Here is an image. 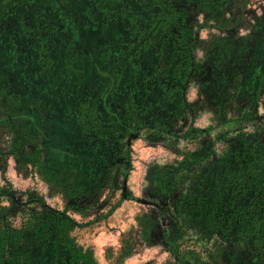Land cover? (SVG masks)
Masks as SVG:
<instances>
[{
    "label": "trees",
    "instance_id": "16d2710c",
    "mask_svg": "<svg viewBox=\"0 0 264 264\" xmlns=\"http://www.w3.org/2000/svg\"><path fill=\"white\" fill-rule=\"evenodd\" d=\"M234 1L0 0V124L11 133L10 148H0V169L9 155L20 166H36L66 199L60 210L27 191L17 199L10 183L0 188V264H97L70 232L136 199L126 183L131 148L125 139L141 129L152 142L192 137L205 131L192 124L198 110L221 120L232 98L245 92L257 98L264 89V16L257 19L263 30L236 37L225 15ZM194 6L206 12L202 26L228 33L203 43L188 19L187 7ZM200 42L203 61L195 56ZM196 79L200 101L190 102L188 85ZM244 118L255 119L253 110ZM227 153L196 169H149L158 204L137 217L143 241H157L162 228L172 256L186 264L176 242L195 228L225 244L229 264H264V146L242 135ZM191 157L193 164L206 160ZM114 166L124 170L120 199L78 222L70 213L93 209ZM181 171L191 174L185 193ZM17 207L28 212L19 228L8 221ZM129 253L123 249L120 257Z\"/></svg>",
    "mask_w": 264,
    "mask_h": 264
},
{
    "label": "rangeland",
    "instance_id": "374dc122",
    "mask_svg": "<svg viewBox=\"0 0 264 264\" xmlns=\"http://www.w3.org/2000/svg\"><path fill=\"white\" fill-rule=\"evenodd\" d=\"M187 9L189 22L195 28L198 26L197 35L203 43L228 33L218 28L202 26L206 12L201 7H187ZM225 15L231 18V28L236 37H248L257 29H262L257 24V19L264 16V0H235ZM210 23L214 24L213 21ZM195 56L198 61L204 59V48L201 42L195 49ZM258 64L257 62L256 65ZM256 70L255 67L252 77L256 76ZM245 93L229 101L225 107L224 119L219 120L215 118L213 112L202 108L192 117L193 120L189 119L186 125L183 124L182 131L184 132L192 120L195 127L205 130L201 134L188 136V138L176 135L152 142L148 140L146 130L141 129L138 134L125 139L127 142L128 138H131L130 143L127 142L131 148V166L126 183L136 199L123 200L106 219L80 227L75 226L70 232L79 246L92 250L97 264H180L169 251L167 240L162 239V228L156 232L155 240L157 241L152 244H147L140 237L137 217L149 214L155 209L154 204H158V200L152 193L154 184L147 179L148 171L153 165L174 167L179 164L193 165V169H196L200 167L199 165L203 166L208 161H215L218 157L227 155L232 141L242 135H251L258 140L259 135L264 133V89L260 90L256 99H250L249 92ZM186 96L190 102L200 101L198 79L190 81ZM251 109L255 119L247 120L244 115ZM180 129L177 131L180 132ZM10 142L11 133L5 124H0V148L7 151L10 148ZM192 155H196V162L202 155H206V160L193 164ZM123 171V167L120 166H114L109 170L108 187L98 192L96 203L90 206L93 209L84 215L70 214L78 222L87 223L100 213L106 212L120 199V189L117 187L122 180ZM185 172H180L184 179L180 186V191L183 193L190 184L188 178L191 176L190 173ZM6 183H10L12 189L17 191L16 197L19 200L25 199V195L19 192L27 191L37 194L47 205L56 209L62 210L66 203L60 189L50 185L36 166L29 164L20 166L10 155L6 157L4 169H0V188L7 187ZM143 199L148 203H143ZM1 204L6 206L7 202L2 201ZM36 206L29 205L33 211L36 210ZM25 208L17 207L8 215V221L13 227H21L28 219V212L24 210ZM163 225L168 228L169 222L166 224L163 221ZM172 230L170 225L169 233L173 236L174 231ZM183 233L181 238H177L176 244L179 259L184 260L186 264H229L227 261L230 253L217 237L207 239L195 228H186ZM123 249L130 250L128 256L120 257Z\"/></svg>",
    "mask_w": 264,
    "mask_h": 264
},
{
    "label": "water",
    "instance_id": "95a60500",
    "mask_svg": "<svg viewBox=\"0 0 264 264\" xmlns=\"http://www.w3.org/2000/svg\"><path fill=\"white\" fill-rule=\"evenodd\" d=\"M130 140H131V138H128V140H127L128 144L130 143ZM260 142L264 143V135L261 137ZM142 202L146 203V204L148 203V201L145 199H143Z\"/></svg>",
    "mask_w": 264,
    "mask_h": 264
},
{
    "label": "flooded vegetation",
    "instance_id": "af4514ba",
    "mask_svg": "<svg viewBox=\"0 0 264 264\" xmlns=\"http://www.w3.org/2000/svg\"><path fill=\"white\" fill-rule=\"evenodd\" d=\"M264 135V133H261L258 138V143L264 146V143L260 142L261 137ZM264 191V189H263Z\"/></svg>",
    "mask_w": 264,
    "mask_h": 264
},
{
    "label": "crops",
    "instance_id": "0c3cea01",
    "mask_svg": "<svg viewBox=\"0 0 264 264\" xmlns=\"http://www.w3.org/2000/svg\"><path fill=\"white\" fill-rule=\"evenodd\" d=\"M95 226H98V225H95Z\"/></svg>",
    "mask_w": 264,
    "mask_h": 264
}]
</instances>
